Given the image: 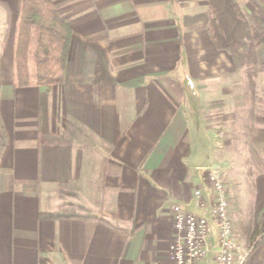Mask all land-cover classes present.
Masks as SVG:
<instances>
[{
    "label": "crops",
    "instance_id": "1",
    "mask_svg": "<svg viewBox=\"0 0 264 264\" xmlns=\"http://www.w3.org/2000/svg\"><path fill=\"white\" fill-rule=\"evenodd\" d=\"M239 1L247 14L258 7ZM57 5L72 28L65 80L18 87L19 0H0V166L10 170L0 191V264H175L172 208L210 217L194 193L211 202L206 167L229 164L238 115L240 127H253L248 143L264 145V45L252 91L211 39L205 0ZM66 186L74 202L61 198ZM74 206L81 210L65 209ZM212 226L211 251L198 264H215Z\"/></svg>",
    "mask_w": 264,
    "mask_h": 264
},
{
    "label": "trees",
    "instance_id": "2",
    "mask_svg": "<svg viewBox=\"0 0 264 264\" xmlns=\"http://www.w3.org/2000/svg\"><path fill=\"white\" fill-rule=\"evenodd\" d=\"M58 0H19V15L14 42L15 85L51 87L64 82L72 40L69 19L58 8ZM209 14L208 32L216 48L232 57L238 70H244L249 90L255 91L258 48L264 45L262 9L247 14L239 0H205ZM1 86V83H0ZM251 88V89H250ZM242 115L236 123L240 125ZM252 124L253 111L247 118ZM253 127H243L248 140ZM235 134L236 131L234 132ZM7 135L0 117V157ZM9 169L0 166V191L6 187ZM255 201L241 222V239L249 249L244 264H264V173L254 179ZM64 211L45 213L59 218Z\"/></svg>",
    "mask_w": 264,
    "mask_h": 264
},
{
    "label": "built area",
    "instance_id": "3",
    "mask_svg": "<svg viewBox=\"0 0 264 264\" xmlns=\"http://www.w3.org/2000/svg\"><path fill=\"white\" fill-rule=\"evenodd\" d=\"M213 198L207 203L202 189L195 190V203L200 208H208L210 217L173 206L175 235L170 245L169 256L175 264H198L211 251L214 222L217 226L215 264H244L249 249L235 230L231 193L225 174L214 164L206 167ZM212 218V219H211Z\"/></svg>",
    "mask_w": 264,
    "mask_h": 264
},
{
    "label": "rangeland",
    "instance_id": "4",
    "mask_svg": "<svg viewBox=\"0 0 264 264\" xmlns=\"http://www.w3.org/2000/svg\"><path fill=\"white\" fill-rule=\"evenodd\" d=\"M242 1L245 3L244 6L246 9L249 8L248 1L252 2L255 6L256 4L258 7L260 6V9L263 11L262 16H264V0ZM249 116L250 112L247 113V117ZM228 129L230 130L231 146L229 148H225L227 150L225 151V154L226 160L229 164L220 167V170L225 174L227 179L228 187L231 193L230 198L232 201L231 209L235 225L234 227L241 236V222L246 216H248L252 203L255 201L256 190L253 188L252 184H254L253 182L255 177L260 172L264 171V145L263 143L258 145L256 143L253 144V142L249 144L248 141L251 138L249 137L248 140L245 139L246 132L241 131L243 127H240V125L230 127ZM235 131L237 134L234 133ZM246 161L248 162L246 163ZM62 189L65 190V192L61 193V198L64 203L67 201L74 202L75 199L70 197V192H67L71 191L70 186H66V188ZM65 209H73L76 211L81 210L78 206ZM62 211H64V209Z\"/></svg>",
    "mask_w": 264,
    "mask_h": 264
}]
</instances>
